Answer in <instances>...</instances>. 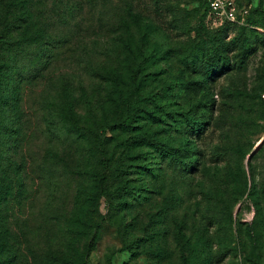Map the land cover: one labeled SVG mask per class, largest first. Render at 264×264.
Masks as SVG:
<instances>
[{"label":"rangeland","instance_id":"obj_1","mask_svg":"<svg viewBox=\"0 0 264 264\" xmlns=\"http://www.w3.org/2000/svg\"><path fill=\"white\" fill-rule=\"evenodd\" d=\"M30 1L41 8L47 53L44 79L37 88L21 83V119L1 139L4 168L14 177L12 163L19 164L25 184L5 205L12 251L25 264L60 255L64 218L75 202L97 213L92 223L85 219L69 252L86 264H182L183 250L196 260L204 256V227L217 241L231 220L255 221L264 238V0H236L248 13L235 25L209 18L204 0ZM34 52L16 48L26 75L39 64ZM218 59L224 68L215 73ZM101 68L115 81L124 75L123 98L118 86L93 75ZM82 90L100 94L85 114L92 132L62 108L75 100L84 114ZM135 103L150 113L135 116ZM68 146L87 147L88 172L67 171ZM46 148L55 156L40 171ZM78 183L83 191L76 192ZM240 240L237 232L227 241L232 249L212 248L222 259L217 264H240Z\"/></svg>","mask_w":264,"mask_h":264},{"label":"trees","instance_id":"obj_2","mask_svg":"<svg viewBox=\"0 0 264 264\" xmlns=\"http://www.w3.org/2000/svg\"><path fill=\"white\" fill-rule=\"evenodd\" d=\"M205 3V11L208 13L209 7L204 0ZM41 8H38L36 3L31 2L30 0H0V147H3L4 144L7 142H2V136L3 133L7 136L5 129L9 127V125L16 122V120L21 119L20 111H22V102L24 100V90H22V82L31 83L33 88H37V84L41 83V80L44 79L45 74H43L45 69V63L44 56L47 53L46 49V42H44L42 39L44 38V26L42 22V13L38 10ZM246 22H247V16H246ZM225 25H235L236 23L233 22H225ZM62 38V37H61ZM7 40V41H5ZM9 40V41H8ZM60 40V38H59ZM62 41V40H61ZM11 44L15 45V48L9 50V48L6 47V45ZM23 45L24 47H35V63H39L37 65V69L30 74L26 75V71L24 70V66L17 61V58L14 57L15 51L17 46ZM41 59V62L39 61ZM226 63V62H225ZM212 66L214 67V72H220L222 68H224V64L220 63V60H215L212 63ZM110 70H106L104 68H101L99 71H93V75H95L98 78H103L105 80H109L110 86L116 85L118 86L120 92L119 97L123 98L125 95V90L120 87L124 75H120L119 79H112L110 77ZM109 75V79L108 76ZM91 79V78H90ZM92 82V79L90 80ZM106 82V85L108 86V82ZM68 80L63 79V84L66 85V88L68 87ZM89 84V83H88ZM107 89V87H105ZM75 89V86H74ZM73 91V89L71 90ZM83 92V95H87L86 92ZM39 97L42 94L39 93ZM98 96H100L99 93H97ZM96 94V95H97ZM96 95H93L92 97H95ZM111 95V94H110ZM108 92L106 94L104 93L103 96L108 100H112ZM88 96V95H87ZM92 97H85L87 104H84L82 111L85 112L82 114L78 111L77 106L75 104V100L67 104V101L65 100V104L63 105V109H69L75 114H78V118L76 121L75 126L78 127L81 131L83 127H86L87 131L92 132L94 129L90 126V124H87L89 120L85 116L88 111L94 110L95 107L94 104L91 102ZM116 99V95H115ZM41 106L42 110L45 109V106L43 104V100L41 99ZM103 106V105H102ZM130 108L132 109V112L137 116L136 113L137 110L147 111L145 108H141L138 106L137 103L131 104ZM1 116H4L3 118ZM45 121V119H44ZM5 148H7L9 151L13 150V146L6 145ZM89 148V146H88ZM87 147H73L68 146L65 148L64 154L67 157V163H66V169L68 172L73 173L75 170H82L88 172L87 169V163H86V156L85 152ZM46 154L43 156L42 161L40 162L39 169L40 171L44 170L45 166H47V169L49 170V164L50 161L48 158H51L55 156L54 151L50 148H46ZM88 153V152H87ZM64 156V155H63ZM5 160H0V251L4 250V252H0L5 254L7 256L10 252V256H7L6 258L9 260H3L0 259V264H25V260L23 258L22 254H17L16 252H13L15 248L12 244H14V240L10 237V227H9V218L7 216V208L5 205L8 204L10 198L16 199V193H21L20 189L25 185L24 179L22 175L21 168L19 164H14L16 167L14 168V177H10L7 173V169L4 167H7V165L4 163ZM178 165H183V160H179ZM84 184L78 183L75 187L76 192L82 190L83 191ZM104 193L102 192L101 195ZM77 201V200H76ZM78 202V201H77ZM80 204V203H79ZM79 204H76L74 209L67 213L65 215V223L66 228L63 231V238L59 240L58 242L61 244L58 246L62 247V249L56 248L58 251L61 252L60 255L56 257H52L53 259L49 258L47 255H43L40 257L38 264H86L87 260L83 255H80V257L72 258L71 255H69V252L71 253L73 245L78 241L79 237L84 233L83 232V226L85 219H89L91 223L96 218V208H94V212L91 214L88 212L86 208L83 209L82 206H79ZM76 208L77 211H76ZM82 209V212H81ZM117 209V208H116ZM87 215V217H86ZM91 216V217H90ZM125 218V215L123 216ZM168 218V217H167ZM166 218V219H167ZM182 219L179 220L181 222ZM264 222V216L260 220L258 219V222ZM178 222V221H177ZM99 223L96 222V229L93 230V235L95 236L99 229ZM247 226V228H245ZM228 232L226 234V237L220 238L216 241V234H212L210 232L209 227H204V238H203V245H205V248L203 249V257L198 258L196 260H193L192 257H189L188 255H185V251H182L181 255V263L182 264H217L222 259L217 256L216 254L212 252V248L216 245H222V246H230L232 249V244H236L237 240L230 244L227 242L230 238V235L233 237L234 234L238 232V235H240V243L243 241V255H241V262L240 264H263L264 261V238L263 235H260L261 232H258V229L256 227V222L254 221L252 224L244 225L243 222L240 220L236 221H230V226L227 227ZM226 228V229H227ZM235 232V233H234ZM193 232L190 231V234ZM209 233V234H208ZM189 234V237L185 239V246H189L191 241V235ZM245 234V236H244ZM179 235L182 236L181 231L179 232ZM57 236V235H56ZM58 237V236H57ZM247 237H249V242L245 240ZM59 238H57L58 240ZM182 238L180 237V240ZM57 243V242H56ZM46 245V249L50 250L51 248ZM132 246H137V240L131 241ZM53 247V246H52ZM57 247V246H56ZM89 245L86 247V251H88ZM186 248V247H185ZM68 249V253L64 252ZM234 249V248H233ZM13 250V251H12ZM152 250L154 248L152 247ZM203 259V260H202ZM202 260V261H201ZM195 261V262H194ZM192 262V263H191Z\"/></svg>","mask_w":264,"mask_h":264},{"label":"built area","instance_id":"obj_3","mask_svg":"<svg viewBox=\"0 0 264 264\" xmlns=\"http://www.w3.org/2000/svg\"><path fill=\"white\" fill-rule=\"evenodd\" d=\"M209 10L208 16L215 22L245 23L247 9L240 7L236 0H206Z\"/></svg>","mask_w":264,"mask_h":264}]
</instances>
